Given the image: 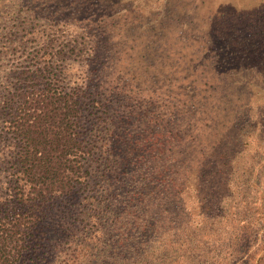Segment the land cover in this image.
<instances>
[{"label": "trees", "instance_id": "1", "mask_svg": "<svg viewBox=\"0 0 264 264\" xmlns=\"http://www.w3.org/2000/svg\"><path fill=\"white\" fill-rule=\"evenodd\" d=\"M69 68L29 69L0 95V264H221L228 249L248 264V206L221 203L234 159L182 140L172 112L158 111L164 96L133 91L122 74L112 88L85 71L75 80ZM189 189L195 213H185Z\"/></svg>", "mask_w": 264, "mask_h": 264}, {"label": "rangeland", "instance_id": "2", "mask_svg": "<svg viewBox=\"0 0 264 264\" xmlns=\"http://www.w3.org/2000/svg\"><path fill=\"white\" fill-rule=\"evenodd\" d=\"M251 47H264V0H0V95L49 62L75 80L85 71L107 87L122 74L133 91L164 96L158 111L172 112L182 140L238 164L221 203L248 206V264H264V72L247 66L264 54ZM5 149L0 142V157ZM185 200V213L198 211L193 189ZM228 250L219 263L244 264L247 254Z\"/></svg>", "mask_w": 264, "mask_h": 264}]
</instances>
